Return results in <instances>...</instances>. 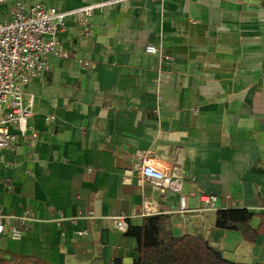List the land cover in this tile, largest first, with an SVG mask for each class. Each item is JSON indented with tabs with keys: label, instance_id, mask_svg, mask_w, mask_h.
I'll use <instances>...</instances> for the list:
<instances>
[{
	"label": "crops",
	"instance_id": "obj_1",
	"mask_svg": "<svg viewBox=\"0 0 264 264\" xmlns=\"http://www.w3.org/2000/svg\"><path fill=\"white\" fill-rule=\"evenodd\" d=\"M100 1L22 0L65 10ZM76 27L63 40L90 67L49 57L51 68L25 85L34 100L24 136L12 127L0 151V208L34 217L21 237L0 234V259L128 264L136 239L104 218L140 226L147 200L167 234L200 235L230 261L264 264V236L216 226L227 208L247 209L253 228L264 218V0H124L96 10L87 36ZM146 159L172 183L145 176ZM206 193L213 208L174 211L201 207Z\"/></svg>",
	"mask_w": 264,
	"mask_h": 264
},
{
	"label": "built area",
	"instance_id": "obj_2",
	"mask_svg": "<svg viewBox=\"0 0 264 264\" xmlns=\"http://www.w3.org/2000/svg\"><path fill=\"white\" fill-rule=\"evenodd\" d=\"M124 0H105L90 2L73 9L48 7L44 4H27L22 0L9 3L6 12H0V151L13 144L16 133L12 127L24 136L26 130L25 119L32 112L33 95L25 101V85L27 82L42 77L51 68L49 57L64 60H75L82 67H90L91 61L77 56L71 51L62 35L67 30V24H77V36L85 37L89 34V19L96 10L102 9L108 3H119ZM8 0H0V5ZM145 51L157 52L154 45H146ZM25 101V102H24ZM52 118L49 116L48 119ZM143 174L158 186L167 187L172 183V176L167 170L146 159L141 164ZM216 195L202 194V206L188 210L181 204L174 211L180 213H199L203 209L214 207ZM141 216H151L154 211L152 203L143 201ZM66 217L59 214L54 221L60 225ZM89 218L95 219L94 213ZM187 219L186 217H183ZM73 219V217L71 218ZM34 220L32 212L26 209L21 214H7L0 208V234H7L10 238L22 236L28 224ZM105 227L125 232L130 225V219L124 215L106 216ZM73 221V220H72ZM87 229L76 231L77 236H86Z\"/></svg>",
	"mask_w": 264,
	"mask_h": 264
},
{
	"label": "trees",
	"instance_id": "obj_3",
	"mask_svg": "<svg viewBox=\"0 0 264 264\" xmlns=\"http://www.w3.org/2000/svg\"><path fill=\"white\" fill-rule=\"evenodd\" d=\"M216 217V226L219 229L238 230L248 241L254 242L259 235L264 236V218L253 228L250 225L253 216L245 208L218 210ZM125 233L137 241L136 253L128 264H248L226 259L200 235L167 234L162 230L161 220L157 216L145 217L140 226L130 224ZM9 255L10 258H1L0 264H52L36 256L18 253ZM112 264L126 263L118 257Z\"/></svg>",
	"mask_w": 264,
	"mask_h": 264
}]
</instances>
